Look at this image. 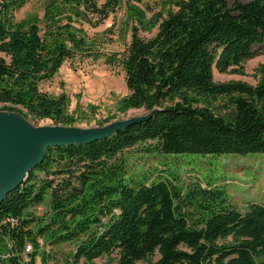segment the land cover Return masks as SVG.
Instances as JSON below:
<instances>
[{
  "label": "trees",
  "instance_id": "obj_1",
  "mask_svg": "<svg viewBox=\"0 0 264 264\" xmlns=\"http://www.w3.org/2000/svg\"><path fill=\"white\" fill-rule=\"evenodd\" d=\"M5 1L0 104L30 120L70 123L66 96H51L40 84L86 42L57 17L70 10L89 23L91 14L99 24L122 3L140 0H66L62 7L47 0L42 26L39 19L13 21ZM172 5L164 16L153 14L152 37L133 29L120 58L128 89L124 109L150 114L105 138L48 148L0 200V264H37L38 258L48 264L46 248L67 242L74 244L70 264L113 253L118 264H264V204L249 203L241 212L218 189L195 185L182 192L169 179L147 184L126 178L121 156L139 145L175 154L264 153V72L253 86L217 84L212 73L264 53V0ZM136 13L141 22L144 11ZM195 96L229 97L232 115L194 107ZM44 202L47 209L38 214Z\"/></svg>",
  "mask_w": 264,
  "mask_h": 264
},
{
  "label": "rangeland",
  "instance_id": "obj_2",
  "mask_svg": "<svg viewBox=\"0 0 264 264\" xmlns=\"http://www.w3.org/2000/svg\"><path fill=\"white\" fill-rule=\"evenodd\" d=\"M12 1L5 2L9 7L8 15L13 21L39 19V24L43 25L47 0ZM172 2L173 0H140L131 5L122 3L99 24L91 14L88 15L91 19L89 23L83 17L78 18L70 10H65L62 16L57 17L59 23L68 24L70 30H80L86 44L82 49H77L71 58L66 59L50 80L41 82L40 89L51 96H66L71 122L54 123L49 118L30 120L21 113L3 109L2 104L0 117L18 124H28L34 129L96 130L149 115L150 111L145 108L124 109L122 100L128 95V89L120 58L130 43L133 29L137 28V34L141 38L152 37L156 26L151 25L150 20L156 13L164 16L167 11L174 9ZM58 3L62 7L67 2L58 0ZM130 6H134L135 10ZM136 9L144 11L142 23ZM67 15L71 16L70 21L66 18ZM0 57H4V54L0 53ZM263 72L264 53H258L239 65L231 66L226 72H220L215 67L212 70L213 81L217 84L243 83L252 86L257 84ZM192 98L194 107L207 108L215 115L225 118L232 115L233 106L227 96ZM141 148L140 145L130 148L121 156L125 162L126 178L131 181L149 184L159 179H169L180 186L182 192L195 185L211 187L220 190L228 204L241 212L247 209L249 203L264 204V153L175 154L157 150L141 151ZM46 209L47 203L44 202L37 212L41 214ZM225 241L229 242L230 238ZM46 250L50 252L48 264H70L74 244L62 243ZM151 259L156 260L157 255ZM145 263L138 261L135 264ZM37 264H41L39 258ZM77 264H118V255L113 253L91 263L81 260Z\"/></svg>",
  "mask_w": 264,
  "mask_h": 264
},
{
  "label": "water",
  "instance_id": "obj_3",
  "mask_svg": "<svg viewBox=\"0 0 264 264\" xmlns=\"http://www.w3.org/2000/svg\"><path fill=\"white\" fill-rule=\"evenodd\" d=\"M144 118L127 120L103 129L80 130L34 129L28 124H18L0 117V200L21 184L26 173L43 159L48 148L89 143Z\"/></svg>",
  "mask_w": 264,
  "mask_h": 264
},
{
  "label": "built area",
  "instance_id": "obj_4",
  "mask_svg": "<svg viewBox=\"0 0 264 264\" xmlns=\"http://www.w3.org/2000/svg\"><path fill=\"white\" fill-rule=\"evenodd\" d=\"M27 248L29 249V247H27ZM28 249H27V250H28Z\"/></svg>",
  "mask_w": 264,
  "mask_h": 264
}]
</instances>
